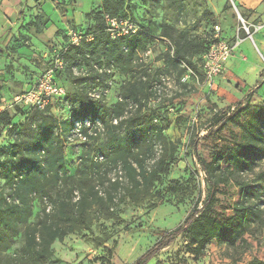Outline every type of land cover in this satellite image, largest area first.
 <instances>
[{
  "label": "rangeland",
  "instance_id": "rangeland-1",
  "mask_svg": "<svg viewBox=\"0 0 264 264\" xmlns=\"http://www.w3.org/2000/svg\"><path fill=\"white\" fill-rule=\"evenodd\" d=\"M37 2L0 0V31L9 29L12 22L19 24L18 34L5 38L3 42L0 37L3 46L10 51L2 63L4 74L0 76V112H9L13 125L31 120L30 114L16 109L12 103L13 97L29 89L37 77L50 67L54 49L69 37L67 34L61 42H52L46 48L38 46L30 30L36 22L41 26L44 22L41 16H34V8L37 12H45L58 26L62 25L61 20L65 15H81L89 11L92 13L90 21L87 19L86 22L89 25L91 21L95 23V13L102 0H45L41 7ZM248 3H253L250 5H254L255 9L245 8L244 5ZM226 11L230 13L229 27L224 24ZM238 12L240 15L243 12L245 17H239ZM121 13L145 21L151 31L157 36H164L165 41L149 43L151 55L143 53L120 65L105 62L100 68L94 62L91 68H71L68 60L67 80L63 78L61 81L66 83L68 89L71 86L80 87L91 93L94 84L100 82L98 76L105 72L106 79L112 81L110 88L103 92L96 90V93H100V99L104 100V106L113 111L122 110L124 118L141 116L138 122L152 118V123L162 127L160 134L151 129L144 136L134 138V143L140 146L135 148V153L139 152L145 169H157L159 173L148 187L132 189L119 165L111 170L109 179L119 181L112 191L114 202L109 209L95 206L89 211L88 229L81 227L63 241H55L44 264L134 263L158 240L157 231L178 227L195 205L201 206L207 196L208 184L194 153L193 142H197L198 153L209 161L219 149L225 151L228 146H233L234 133H239L232 122L222 128L216 126L211 129L213 115L232 109L239 103H249L252 107L264 105V56L252 40L253 36L264 33V0H125ZM216 24L223 28L222 34L227 36L241 28V36L246 39L235 49L228 69L209 86L200 73L201 53L198 51L201 45L206 47L212 42L213 26ZM244 24L252 34L251 38L243 28ZM86 28L73 29L72 32L83 34ZM228 31L231 34L228 35ZM169 41L174 48L179 44L188 45L184 62L197 67L199 81L182 79L185 69L182 63L172 58ZM145 76L154 81L149 88L144 84ZM74 78L78 80L76 84L72 82ZM135 97L141 98L144 106L141 107ZM57 113L62 112L57 110ZM45 117L38 115L31 122L34 128L46 123ZM10 129L6 133L5 128L0 126V150L9 148L13 142ZM97 137L88 146L63 137L66 163L71 174L75 172L83 149L104 143L107 137L105 126ZM263 170L264 159L259 162L255 172ZM3 185L4 181L0 178V191ZM221 189L215 210L218 214L228 215L239 199L238 188L230 184L221 186ZM40 207L41 201L35 200V212L40 211ZM139 227L142 230H138ZM246 239L248 244L237 249L214 240L204 254L195 256L191 252L189 238L181 235L146 264H245L253 258L264 260V212L252 224ZM14 241L12 248L0 251V257L21 247L20 237Z\"/></svg>",
  "mask_w": 264,
  "mask_h": 264
},
{
  "label": "trees",
  "instance_id": "trees-1",
  "mask_svg": "<svg viewBox=\"0 0 264 264\" xmlns=\"http://www.w3.org/2000/svg\"><path fill=\"white\" fill-rule=\"evenodd\" d=\"M124 4L125 0H102L95 13V23H89L80 43L66 46L67 38L60 46L67 47L62 53L65 66L57 70L55 81L65 87L64 97L45 110L14 104L16 109L30 114L29 123L13 125L9 112H0V126L5 128L6 133L11 127L10 134L13 135L10 147L0 150V178L4 181L0 191V251L12 248L15 238L20 237L22 241L18 250L0 257V264H44L55 241H63L81 227L88 229L89 211L95 206L109 209L114 202L112 191L119 181L109 179L111 170L120 166L132 189L148 187L158 176L159 170L145 169L139 152L135 153V148L140 146L134 143V138L144 136L151 129L160 134L162 127L152 123V118L141 122H138L141 116L124 118L122 110L108 109L103 99L93 96L96 90L110 88L112 81L108 78L107 84L105 72L98 76L100 82L94 84L91 93L80 87L71 86L68 89L66 83L61 81L63 78L67 80L68 60L71 68H91L94 62L100 68L105 62L120 65L134 60L135 56H142L151 48L149 43L165 41L166 38L155 35L145 21L121 13ZM91 14H86L88 20ZM106 14L131 17L140 24L141 29L133 34L112 38L107 31ZM241 15L245 17L243 12ZM89 35L92 36L91 40L87 39ZM214 40L213 36L212 42ZM168 43L170 48L172 45L170 41ZM211 43L206 47L201 45L198 51L201 53L199 69L203 78L202 56ZM187 50L188 45L171 47L172 58L182 63L183 67ZM194 51L197 52L196 49ZM1 54L9 56V51L1 47ZM187 66L199 76L194 64ZM145 78L144 84L149 88L154 81L147 76ZM77 81L74 78L72 82L76 84ZM102 84L104 88L100 87ZM134 99L141 107L144 106L141 98ZM57 110L62 113L59 115ZM41 114L46 116V123L34 128L31 122ZM86 120L93 126H84ZM97 121L101 126L97 125ZM77 122L82 125L80 133L85 140L73 137L74 141L78 140L85 146L92 145L104 126L107 137L104 143L82 150L75 172L71 174L66 163L63 137L70 138ZM228 122L237 126L239 133H234L233 146H228L225 151L219 149L211 160L202 157L198 153L197 142H193L194 153L208 184L202 205L196 204L175 229L157 231L159 238L155 244L132 264H146L181 235L189 238L191 252L195 256L204 254L214 240L235 249L248 244L246 234L264 212V170L255 172L259 162L264 159V105L252 107L249 103H239L234 109L215 113L211 129L216 126L222 128ZM230 184L238 188L239 199L234 203L232 213L218 214L215 205L219 201L221 186ZM35 200L41 201L40 211L37 212L34 210ZM137 229L142 230L141 227ZM245 264H264V260L253 258Z\"/></svg>",
  "mask_w": 264,
  "mask_h": 264
},
{
  "label": "built area",
  "instance_id": "built-area-1",
  "mask_svg": "<svg viewBox=\"0 0 264 264\" xmlns=\"http://www.w3.org/2000/svg\"><path fill=\"white\" fill-rule=\"evenodd\" d=\"M105 22L107 26V31L112 36V38H117L129 34L136 33L141 29L140 24L133 20L131 17L122 15H105ZM244 30H246L248 36L251 38L252 34L249 28L244 24ZM241 28H238L232 40L222 37V27L219 24L214 25V41L211 43L210 47L206 53L202 56V71L205 79V83L209 86L212 85L215 80L222 75L226 70V65L228 61L233 57L235 49L246 39L241 36ZM68 41L65 43L69 44H79L83 39V35L80 33L70 32L68 33ZM88 40L92 39V36L87 37ZM64 43V42H63ZM67 47H58L55 50L52 64L48 69L41 73L40 76L32 83L30 88L21 94L14 96L12 103L22 104L26 106L37 107L40 110H45L49 105L55 103V101L60 100L66 94V89L57 84L55 81V74L57 70L63 69L65 63L62 59V53L66 51ZM146 55L152 54V49H148L145 52ZM186 72L182 79L188 81L193 78L199 81V76L186 64H184ZM107 84L108 80L106 79ZM103 92V90H100ZM95 97H99L100 93H94ZM234 109V107L232 108ZM97 125L101 126L100 121H97ZM84 126L92 127L93 124L86 120ZM82 125L77 122L75 129L72 131L70 139L73 137H78L81 140H85V137L80 133V128Z\"/></svg>",
  "mask_w": 264,
  "mask_h": 264
},
{
  "label": "crops",
  "instance_id": "crops-1",
  "mask_svg": "<svg viewBox=\"0 0 264 264\" xmlns=\"http://www.w3.org/2000/svg\"><path fill=\"white\" fill-rule=\"evenodd\" d=\"M10 1H21V0H10ZM44 1L45 0H38L37 5H39L41 7V5H42V3H44ZM255 3H258V1ZM250 4H253V3H248L247 5H244L245 8L254 10L255 9L254 5H250ZM28 5L31 6L29 4V2H28ZM34 5L36 6V4H33V6ZM34 10L35 11H33V12H36L34 14V16H36V17L41 16L40 19L43 20L44 25L41 26L39 23L36 22L35 25H33V28H31V30H30V35H31L33 41L36 42L37 45L41 46L42 48H46L47 46L52 45V42L58 43L59 40L61 42V40L64 38V36L67 35L73 29H84L88 26L87 25L88 23H86L87 18H85V16L87 13H89V11L82 13L81 15L73 14V15L68 16V17H66V15H65V16H63V18L61 20L62 25L58 26L57 24L52 22V20L47 16V14L45 12H37L35 8H34ZM39 10H42V8L41 9L39 8ZM229 14H230L229 11H226L225 17L227 19L224 20L225 27H229V25L231 24V19L228 18ZM40 19H37V20H40ZM18 26H19L18 23L12 22L9 24V27H8L9 29L0 31V37L2 36V39H1L2 42L5 38L8 39L9 36L12 37L13 34H18V31H19L17 28ZM233 33L234 34H232L230 36H227V35H223V36L226 39H229V38L232 39L235 35V32H233ZM229 34H231L230 31H228V35ZM1 40H0V76H3V74H4V71L2 69V67H3L2 63L4 62L3 58L5 59L8 56H4V54L3 55L1 54V47H4L3 44L1 43ZM252 40H254L256 47H258L260 49V51L262 53L261 55L264 56V33L253 36ZM230 60L228 61L227 65H226V70L228 69V65H229Z\"/></svg>",
  "mask_w": 264,
  "mask_h": 264
},
{
  "label": "water",
  "instance_id": "water-1",
  "mask_svg": "<svg viewBox=\"0 0 264 264\" xmlns=\"http://www.w3.org/2000/svg\"><path fill=\"white\" fill-rule=\"evenodd\" d=\"M238 15H239V17H241V15L239 14V12H238Z\"/></svg>",
  "mask_w": 264,
  "mask_h": 264
}]
</instances>
